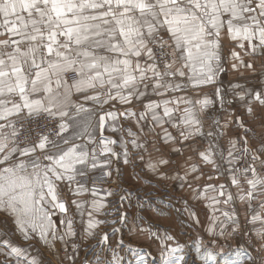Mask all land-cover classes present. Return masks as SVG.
I'll return each instance as SVG.
<instances>
[{
  "label": "snow or ice",
  "instance_id": "1",
  "mask_svg": "<svg viewBox=\"0 0 264 264\" xmlns=\"http://www.w3.org/2000/svg\"><path fill=\"white\" fill-rule=\"evenodd\" d=\"M258 56L264 57V0H0V264H52L37 243L60 264H76L80 249L73 238L86 241L101 225L127 224L121 209L132 204V193L120 186L121 160L133 169L139 161L142 171L171 182L162 188L165 196L141 197L139 210L143 200L157 201L163 207L153 211L175 212L191 227L188 221L200 224L194 208L202 203L206 231L215 235L218 226L223 236L229 225L231 236L243 227V208L245 222L253 225L244 235L251 240L254 234L264 251V72L256 84L217 87L214 98L177 95L216 83L225 62L251 70ZM88 91L92 95L83 98L94 107L75 105L70 114L73 92ZM116 103H138L142 110H118ZM121 119L134 121L137 130ZM106 127L119 139L105 137ZM113 163L116 188L104 194L115 202L100 198L95 187L73 185L95 170L111 180ZM214 178L224 182L211 183ZM89 191L90 202L72 199L69 205L64 199L65 192L75 197ZM57 211L59 225L52 218ZM114 214L118 220L96 218ZM16 236L27 243H17ZM165 239L173 237H161L160 244ZM108 240L104 232L97 246L107 247ZM183 248L161 250V258L181 264ZM138 251L125 247V253ZM113 252L112 264H122L124 257ZM199 258L216 260L211 252Z\"/></svg>",
  "mask_w": 264,
  "mask_h": 264
},
{
  "label": "rangeland",
  "instance_id": "2",
  "mask_svg": "<svg viewBox=\"0 0 264 264\" xmlns=\"http://www.w3.org/2000/svg\"><path fill=\"white\" fill-rule=\"evenodd\" d=\"M190 93L193 92L192 88L188 89ZM142 168H139V170L142 172H139V177L137 178L136 174H132L130 171L129 175H124L125 177L132 179L134 184H125L122 183L123 175L121 170L120 175V186L123 189L130 190L132 193L131 201L132 204L128 205L127 202H125L124 209H121L122 211H127L128 213V223L121 225V224H107V225H101L96 229V235L94 238L88 239V240H80L79 237L73 238L79 241L78 247H79V255L85 256L79 259V262H76V264H81L82 260H87L90 262V264H97V257L104 255L103 259H106L110 262L107 263V261L103 262L102 258H99L100 264H112L111 257L114 255L113 249H116L117 253L120 256H123L124 259L122 261V264H175L174 257H168L167 259H162L160 252L161 250L167 252L168 248L176 247L180 241H182L184 248L178 255H184L185 261L181 262V264H205L204 260H201L199 257L204 255L205 252H209L207 246L201 245V240H204V242H208L207 244L214 245L216 243V237L217 232L213 235L212 233H209L206 231V226L208 225V214L206 213V210L200 209L196 207L195 205V212L199 218L200 224L197 225L191 221H188V223L191 224V227H188L186 224L181 223L182 220H185L186 217H180L177 219L176 213L171 212L169 214L168 210H165L164 214L157 213L153 211L154 206L163 207L162 205H158L157 201H153L151 204L149 203V200L145 199L143 200L144 209L139 210V203L141 197H161L165 196L166 194L163 192L162 188L164 184H168L169 188L171 187V182H160L155 177H150L149 172L142 171ZM136 172V171H135ZM115 177L114 179L109 180L105 177L103 170H95L90 171V173L87 176L84 177H77L76 179L80 183H89L91 187H88V189H92L93 187L97 188L99 190V195L104 194V189H115L116 185L112 182L117 178V173H114ZM124 177V178H125ZM154 178V179H153ZM132 182V183H133ZM139 183V184H137ZM139 185V186H138ZM158 186L160 190H158ZM123 194V193H121ZM108 198V197H107ZM116 197L108 198L106 200L115 202ZM90 201V200H86ZM109 209L108 211H111L112 205H108ZM179 207V205H177ZM173 215L175 217V225L171 224L170 222V216ZM136 217L135 223H133V217ZM87 217V215H86ZM86 217L85 220L87 219ZM97 219H108V220H118V215H111L108 217H105L103 215H98L96 217ZM171 224V227H170ZM120 228V231L113 234L111 232L112 228ZM215 227V226H213ZM104 232H108L109 234V240L107 242V245L111 247H107V249H103L102 247H96L93 242H98L101 235ZM151 232H156V236H150ZM165 235H171L173 239L171 241H168L167 239L164 240L163 244H160V238ZM18 240H21L19 236H17ZM122 239L123 240V246L117 248V242ZM187 241V242H184ZM199 241L200 251L197 253V242ZM172 242V243H170ZM90 244V245H87ZM36 245L39 246L40 252H42L46 259H49L52 261V264H60V260L58 257L52 255L46 248L40 247V244L37 243ZM131 245L137 249H140L141 251H138L135 255H133L131 252L125 253V247ZM43 246V245H42ZM57 248L60 247V244L56 245ZM87 249V250H85ZM49 252L50 254L46 255L45 253ZM91 254V255H90ZM63 255L62 252L60 254ZM87 255L90 256L87 258ZM96 256V258H94ZM137 256H145L146 261H141L137 259ZM213 262H208V264H212Z\"/></svg>",
  "mask_w": 264,
  "mask_h": 264
},
{
  "label": "crops",
  "instance_id": "3",
  "mask_svg": "<svg viewBox=\"0 0 264 264\" xmlns=\"http://www.w3.org/2000/svg\"><path fill=\"white\" fill-rule=\"evenodd\" d=\"M224 44H225L224 54L227 55L228 48H229V41H228L227 38H225ZM245 59H248V57H245ZM221 66L225 69V71L218 73L217 82L216 83H214L212 85H208V86H203L201 88H192L193 89L192 93L189 92L188 89L191 88V87H189L185 91L177 93V95H181V96L187 95V96H189L192 99L203 98L204 95H207L210 98H214L215 89L217 87H219L222 90L227 91L230 81L232 83H242L244 81H248L251 84H256L258 79H259V77H260V74L262 72H264V57H259L258 56L256 58H254V60H253V69H251V70L247 69V68H241L239 71L234 70V69H232L230 62H225ZM85 94L92 95V92L91 91H88L87 93H75V92H73V94L70 97V101H69L70 105L73 106L70 109V114L75 111V107H74L75 105H83V107L86 108V109H92L94 107V104H93L92 101L84 100L83 97H84ZM152 98L153 99H157L156 97H152ZM124 107H132V109L134 111H141L142 110V106L140 104H138V103H134L132 105H126V106H122L119 103H116V109L123 110ZM103 110L104 111L111 110V104L105 105ZM257 114H259V110L257 111ZM98 115H99V112H97V117H98ZM237 115H239V112H237ZM120 123L123 124V126L126 127V128L127 127H131L133 131L137 130L134 121H126V120L121 119ZM252 125H253L254 128H256L257 131H259V128L256 126V123L254 121H252ZM169 130L173 131L171 128H169ZM96 135H97V137H99V135H100L98 129H97ZM103 135L105 137H110L112 139H116V140L119 139V134L118 133H114L112 131H109L107 127L105 128V130L103 132ZM113 147H115L116 151H120V148L118 147V145L117 146H113ZM98 151H99V149H98ZM165 151H167V149H165ZM185 155H187V153H185ZM99 159L103 160L104 157L101 156V157H99ZM173 159L176 160V159H178V157H173ZM116 167H117V165L115 163H113V166H112V168H113L112 179H114L113 177H115L114 173H116L115 172V168ZM119 167L122 170V175H123V179H124V180H122V183L134 184L132 179H129V178L125 177L124 175L125 174L129 175L130 171H131L132 174H136V175L139 174V172H141L139 170V168H142L143 165L139 161H137L136 165H135V169H133V166L124 165L122 160H121V163H120ZM209 172H210V170H209ZM210 174L213 177H215V173H211L210 172ZM149 175H150V173H149ZM150 177H152V176L150 175ZM78 180L74 179L73 182H72L73 185L82 184V185H85L87 188L91 187L89 185V183H86V182L85 183H80ZM204 180H207V176L204 177ZM210 182L219 184V183H223L224 180L222 178L221 179H215L214 178ZM201 183H203V181H201ZM137 184H139V183H137ZM233 191H235V189H233ZM211 194L212 193H209V195H211ZM99 197L102 198V199L112 198V197H108L107 198V197H105L102 194H100ZM64 199L70 205L72 199H78V200H81V201H86V200H90L91 201L93 199V197H92L90 191L81 193L80 195L75 196V197L71 193L65 192ZM190 203H191V201H190ZM196 205H197L196 207H198L200 209H203V210H206V213L208 214V209L205 208L202 203L201 204H196ZM108 209H109V207L107 206L106 210H108ZM87 210H88V206L85 205V217H86ZM70 211L75 213V211H76L75 207L74 206L70 207ZM239 211H240V217H239L240 224L243 226L240 231H238L235 234L229 236L227 233L232 231V226L225 225V227L227 228V232H225V234L223 236H221V235H219V232H220L219 227L215 226L214 230L217 232L216 243L214 245H211V244L208 245L207 244L208 242H204V240H201V243H202L201 245H203V247L207 246L208 248H210V249H208L209 252H211L213 255L216 256V260H215L214 264H261V260H264V251H260L259 250V247H258V245L256 243L255 235L253 234L251 240H249L244 235V233L248 232L253 227V225L247 224L245 222V216H246L245 210L243 208H240ZM52 218L57 223V225H59V220L61 218V214L58 211L53 215ZM2 219H3V216L0 215V220H2ZM77 219H79V218L77 217ZM170 222H171L172 225L176 224L175 223V217H173V215L170 216ZM8 223H10V222H8ZM171 224H170V227H171ZM255 226L256 227H260L259 224H256ZM77 228L79 230V225H77ZM14 239L19 244L27 243V242H24L22 240H18L17 236L14 237ZM184 242H187V241H184ZM93 243H96L95 246L98 247L97 246L98 242H93ZM170 243H172V242H170ZM182 243L183 242L180 241L177 244L183 245ZM87 245H90V244H87ZM40 247L42 249L44 246H42L40 244ZM100 247H102L103 249H105V248L107 249V247H105V246H100ZM109 247H111V246H109ZM36 248L39 251H41L38 245H36ZM242 251L245 253L244 255H240V253ZM45 254L48 255L50 253L46 252ZM104 256H105V254L99 256V258H102L103 262H105V261H107V263L110 262V261H108L106 259H103ZM82 257H85V256L79 255V258L77 259L76 262H79V259H81ZM89 257L90 256L87 255V258H89ZM94 258H96V256H94Z\"/></svg>",
  "mask_w": 264,
  "mask_h": 264
},
{
  "label": "built area",
  "instance_id": "4",
  "mask_svg": "<svg viewBox=\"0 0 264 264\" xmlns=\"http://www.w3.org/2000/svg\"><path fill=\"white\" fill-rule=\"evenodd\" d=\"M68 79H69V82H71V80L73 79V77H69Z\"/></svg>",
  "mask_w": 264,
  "mask_h": 264
}]
</instances>
